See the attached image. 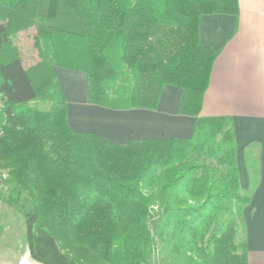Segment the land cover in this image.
I'll return each mask as SVG.
<instances>
[{
  "label": "trees",
  "instance_id": "16d2710c",
  "mask_svg": "<svg viewBox=\"0 0 264 264\" xmlns=\"http://www.w3.org/2000/svg\"><path fill=\"white\" fill-rule=\"evenodd\" d=\"M237 11V0H0V201L21 212L33 260L148 264L158 205L174 264H247L231 121L196 115L216 56L199 43L200 15ZM22 32L27 54L12 38ZM71 38L90 59L89 103L154 108L163 85L179 87L191 138L71 131L53 71Z\"/></svg>",
  "mask_w": 264,
  "mask_h": 264
},
{
  "label": "crops",
  "instance_id": "0c3cea01",
  "mask_svg": "<svg viewBox=\"0 0 264 264\" xmlns=\"http://www.w3.org/2000/svg\"><path fill=\"white\" fill-rule=\"evenodd\" d=\"M236 14H202L198 40L216 52L198 117H228L236 145L247 264H264V0H237ZM73 132H92L116 144L190 139L195 116L180 112L183 90L163 85L154 108L115 109L87 101L84 70L53 66ZM4 254V252H3ZM26 256L0 264H40Z\"/></svg>",
  "mask_w": 264,
  "mask_h": 264
},
{
  "label": "rangeland",
  "instance_id": "374dc122",
  "mask_svg": "<svg viewBox=\"0 0 264 264\" xmlns=\"http://www.w3.org/2000/svg\"><path fill=\"white\" fill-rule=\"evenodd\" d=\"M12 38L22 52L26 54L29 53L31 42L29 33L22 32L13 35ZM62 50L63 57L60 59L62 65L80 70H87L90 68V59L82 41L71 38L64 44ZM213 163L210 162L209 164L212 165ZM155 186H157V183L153 181L149 183V187L146 189H154ZM160 213L158 205H152L150 212L151 218L148 221V226L155 236V245L148 264H174L176 256L168 251L164 235H155L154 232L155 225L153 221L158 222ZM26 249L25 227L21 212L16 207L0 201V259L3 258L12 262L16 256L25 257Z\"/></svg>",
  "mask_w": 264,
  "mask_h": 264
}]
</instances>
